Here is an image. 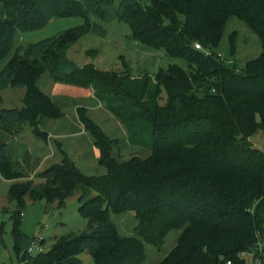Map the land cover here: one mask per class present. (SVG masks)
Returning <instances> with one entry per match:
<instances>
[{
  "label": "trees",
  "instance_id": "trees-1",
  "mask_svg": "<svg viewBox=\"0 0 264 264\" xmlns=\"http://www.w3.org/2000/svg\"><path fill=\"white\" fill-rule=\"evenodd\" d=\"M147 1L0 0V63L7 62L0 71V103L6 89H26L24 107L0 108V118L27 123L47 138L39 129L41 117L63 115L38 85L48 73L54 82L92 88L132 135L131 143L149 150L144 159L117 158L118 139L79 108L105 172L85 174L63 152L60 162L40 173L42 182L23 180L9 188L13 247L23 264H84L83 253L92 264H143L145 244L160 249L172 230L181 232L177 244L156 264H239L242 253L264 243V151L250 140L264 130V0ZM69 17H81L83 24L15 46L20 32ZM232 18L245 23L262 46L243 68L232 60L235 32L228 56L218 52ZM114 21L127 24L136 42L182 58L188 67L170 64L154 76L134 78L129 71L104 72L69 59L68 50L84 34H106L103 24ZM0 176L21 177L1 141ZM76 190L87 230L57 238L48 250L43 240L45 250L30 255L35 237L22 229L26 198L63 208ZM126 212L138 221L133 236L123 235L111 217Z\"/></svg>",
  "mask_w": 264,
  "mask_h": 264
},
{
  "label": "rangeland",
  "instance_id": "rangeland-1",
  "mask_svg": "<svg viewBox=\"0 0 264 264\" xmlns=\"http://www.w3.org/2000/svg\"><path fill=\"white\" fill-rule=\"evenodd\" d=\"M139 1L144 4L148 2L147 0ZM80 24H83L81 17L53 19L42 29L20 32L16 38L15 46H27L30 43L54 36ZM103 25L107 30L106 34L93 31L88 32L70 47L68 50L70 60L80 67L91 64L104 72L129 71L134 78H141L144 74L154 76L159 69H166L170 64H177L183 68L188 67L187 62L182 58L170 57L164 50L152 49L133 40L129 36V27L124 22L114 21ZM233 32L237 36V53L232 60L236 62L238 68H243L247 62L261 54V42L258 36L245 23L237 18H232L225 28L223 39L218 49V52L222 56H228L229 36ZM6 63V61L0 63V71ZM45 79L52 82L50 90L54 92L52 94H55L56 100L61 102L68 99L70 101H67L68 104L63 109L66 117L50 120L44 118L46 119L43 120L45 122H41L43 128L63 129L64 125L68 126L72 118L75 120L77 118L78 122L79 117L76 116V109L78 111L81 107L76 108V106L81 105L87 110V115L100 124L108 135L118 139V146L114 149V155L117 158L121 160H127L132 156H138L142 159L147 158L149 155L147 147L143 143L139 145L131 143L132 135L130 134L129 136L126 127L113 115L106 104L96 98L92 88L57 83L51 79L48 73H44L39 82L42 89H44L42 83ZM2 93L3 98L0 108L4 109L15 108L14 106L19 107L18 103L22 102L24 96V93L19 88H10ZM52 98L54 99V97ZM164 101L165 98L163 99V103ZM250 140L254 147L264 151V130L262 128H258L255 134L250 137ZM40 144L42 146L41 150H44L43 142L41 141ZM80 168L88 175L105 172V169L98 164L91 168H84L80 165ZM29 180H32L35 184L40 183V179L37 178ZM9 186L10 183L6 179L0 180V264L17 263L13 247V222L11 215L15 207L10 205L7 197ZM79 195V190H76L66 200L65 207L63 208H58L57 203L34 202L27 197V206L24 209L22 220L23 231L31 237L43 236L45 241L44 247L48 250L57 238L69 234H79L87 230V219L82 217L78 211ZM92 195H96V192L92 191ZM111 217L117 229L123 235H134L138 221L132 212L119 215L111 213ZM180 234L179 230L170 231L160 249L146 243V260L143 264H156L163 260L177 244ZM260 244L258 251L242 253L238 258L239 264H264V243L261 242ZM80 258L84 264H92V259L88 253L81 254Z\"/></svg>",
  "mask_w": 264,
  "mask_h": 264
},
{
  "label": "crops",
  "instance_id": "crops-1",
  "mask_svg": "<svg viewBox=\"0 0 264 264\" xmlns=\"http://www.w3.org/2000/svg\"><path fill=\"white\" fill-rule=\"evenodd\" d=\"M42 76L38 81V85ZM43 83L42 85L44 89H42L39 85L40 89L46 95H48L52 99V101L56 103V105L61 109L63 113L62 117L56 119L65 118L66 114L64 113L65 111L63 109L68 104L67 101L70 100L66 99L61 102L59 100H56L55 94H52L54 92H51L50 90L52 82L48 79H45ZM8 89H6L5 91H7ZM19 89L24 93V96L22 98V102L18 103L19 107H14L17 109H22L24 107L23 99L26 94V89ZM1 95L3 98V93ZM52 97H54V99ZM11 100L14 101L13 99ZM1 104L2 103H0V105ZM77 107L84 108V106L81 105L76 106V108ZM76 112V116H78L77 109ZM44 118L47 117H41V122H45L43 121L46 120ZM48 119L50 120L53 118ZM41 122L39 124V129L45 134L44 136H47V138L36 134L33 127H31L27 123L13 124L3 118H0V141L7 144L8 157L14 169L19 172V174H21L20 178L6 179V181L10 183L9 188L14 183L23 180L37 178L40 179V182H42L43 179L40 177V173H42L50 165L60 162L63 156V152L67 153L76 162L79 168L80 165H82V167L84 168H91L96 166L97 164L99 165L98 158L96 156V147L94 146V139L90 135V133L85 130L83 124L79 122V119L77 122V118L76 120L72 118V120L69 121L68 126L66 127L64 125L63 129L51 127L43 128ZM34 138L39 141H36ZM40 140L43 142L44 150H41L42 146L40 144ZM1 179L5 178L0 176V180Z\"/></svg>",
  "mask_w": 264,
  "mask_h": 264
},
{
  "label": "built area",
  "instance_id": "built-area-1",
  "mask_svg": "<svg viewBox=\"0 0 264 264\" xmlns=\"http://www.w3.org/2000/svg\"><path fill=\"white\" fill-rule=\"evenodd\" d=\"M195 48L198 49V50H203L201 44H198V43L195 44ZM205 53L208 55L209 51H205ZM43 240H44L43 236H41V235L36 236L34 238V240L32 241L31 245L29 246L27 252L30 255H35L37 253H40V252L44 251L45 249H44L43 244H42ZM23 263H24V261H18L17 260L16 264H23ZM227 264H231V262L228 261Z\"/></svg>",
  "mask_w": 264,
  "mask_h": 264
}]
</instances>
